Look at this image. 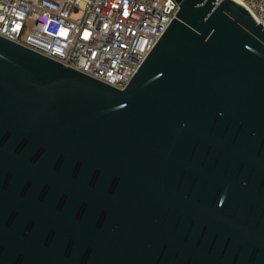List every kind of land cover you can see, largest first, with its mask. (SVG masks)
<instances>
[{
  "label": "water",
  "instance_id": "95a60500",
  "mask_svg": "<svg viewBox=\"0 0 264 264\" xmlns=\"http://www.w3.org/2000/svg\"><path fill=\"white\" fill-rule=\"evenodd\" d=\"M175 1L123 90L0 37V264H264V28Z\"/></svg>",
  "mask_w": 264,
  "mask_h": 264
},
{
  "label": "built area",
  "instance_id": "2783aa9c",
  "mask_svg": "<svg viewBox=\"0 0 264 264\" xmlns=\"http://www.w3.org/2000/svg\"><path fill=\"white\" fill-rule=\"evenodd\" d=\"M235 1L264 28V0ZM178 12L175 0H0V37L123 90Z\"/></svg>",
  "mask_w": 264,
  "mask_h": 264
}]
</instances>
